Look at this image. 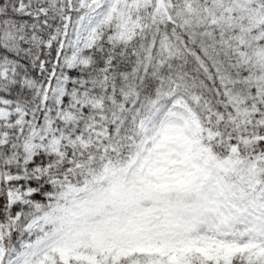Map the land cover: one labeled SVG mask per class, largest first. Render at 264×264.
I'll return each instance as SVG.
<instances>
[{
  "label": "snow or ice",
  "instance_id": "6c2138e0",
  "mask_svg": "<svg viewBox=\"0 0 264 264\" xmlns=\"http://www.w3.org/2000/svg\"><path fill=\"white\" fill-rule=\"evenodd\" d=\"M0 264H264V0H0Z\"/></svg>",
  "mask_w": 264,
  "mask_h": 264
}]
</instances>
